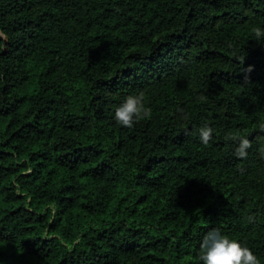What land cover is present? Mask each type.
Listing matches in <instances>:
<instances>
[{
  "label": "trees",
  "instance_id": "obj_1",
  "mask_svg": "<svg viewBox=\"0 0 264 264\" xmlns=\"http://www.w3.org/2000/svg\"><path fill=\"white\" fill-rule=\"evenodd\" d=\"M255 26L264 0H0V264H202L212 227L264 264Z\"/></svg>",
  "mask_w": 264,
  "mask_h": 264
},
{
  "label": "clouds",
  "instance_id": "obj_2",
  "mask_svg": "<svg viewBox=\"0 0 264 264\" xmlns=\"http://www.w3.org/2000/svg\"><path fill=\"white\" fill-rule=\"evenodd\" d=\"M254 36L258 42H264V26H255ZM152 108L145 103L144 93L130 92L115 106L114 120L129 128L143 119L151 117ZM212 128L208 124L198 130L199 138L207 143L211 138ZM251 141L241 137L239 154L246 155ZM199 261L202 264H261L260 257L242 239L235 238L221 228L212 227L199 240Z\"/></svg>",
  "mask_w": 264,
  "mask_h": 264
}]
</instances>
